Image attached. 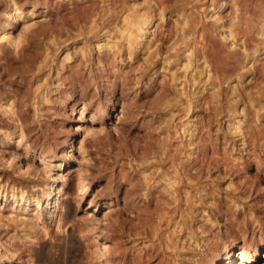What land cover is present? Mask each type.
<instances>
[{
  "label": "rangeland",
  "instance_id": "obj_1",
  "mask_svg": "<svg viewBox=\"0 0 264 264\" xmlns=\"http://www.w3.org/2000/svg\"><path fill=\"white\" fill-rule=\"evenodd\" d=\"M241 247L264 264V0H0V264Z\"/></svg>",
  "mask_w": 264,
  "mask_h": 264
},
{
  "label": "bare ground",
  "instance_id": "obj_2",
  "mask_svg": "<svg viewBox=\"0 0 264 264\" xmlns=\"http://www.w3.org/2000/svg\"><path fill=\"white\" fill-rule=\"evenodd\" d=\"M248 18V17H247ZM250 19H252V18H250ZM245 29H243L242 31H241V36H242V38H243V43H245L249 38H250V35H249V33L251 32V30H250V27H248L247 26V23L248 22H246L245 21ZM244 25V24H243ZM249 25V24H248ZM11 26H12V22H11V20H9L8 21V23H7V29L8 28H11ZM244 27V26H243ZM203 37V36H202ZM157 167V166H156ZM159 167V166H158ZM177 170H178V168H177ZM176 172V171H175ZM163 173V172H162ZM178 174V173H177ZM150 183V182H149ZM148 184V183H147ZM152 186V185H151ZM173 187V194L175 195L174 197L173 196H171L172 198H170V200H169V202L171 203V204H173V206H172V208H169L167 211H165V214H167V213H170L169 215H168V218H170L171 217V215H172V212H175V211H177L178 212V181H177V183L174 185V186H172ZM80 188H81V186H80ZM170 188V187H169ZM82 189V188H81ZM168 189V188H167ZM156 191V190H155ZM170 195V194H169ZM160 196V195H159ZM166 196V195H165ZM167 198V197H166ZM150 199V198H149ZM157 199V198H156ZM167 199H169V198H167ZM155 200V199H154ZM152 202V201H151ZM168 201H167V203H169ZM160 203V202H159ZM159 206V205H158ZM162 208V207H161ZM166 209V208H165ZM139 210V209H138ZM162 211V209H159L158 211H159V213ZM145 211V210H144ZM148 212V211H147ZM152 212V211H151ZM163 212V211H162ZM153 213V212H152ZM160 214H161V217H160ZM160 214H158V216H159V218H158V222H161L163 219H165L166 218V215L164 214V213H160ZM138 216V215H137ZM178 216V215H177ZM165 221V220H164ZM168 221H170V219H168ZM118 222V221H117ZM157 222V224H159ZM108 224H110V226L111 225H113V224H115V223H113V222H109ZM119 224V223H118ZM158 226V225H157ZM159 226H161V225H159ZM158 228V227H157ZM155 229H156V225H155ZM99 238H101V239H103V240H107V239H109L108 237H106V236H103V234L102 233H99ZM102 255H103V260H109L111 257H110V255L108 254V253H105V252H103L102 253ZM255 256H256V251H253V252H247V250H246V248L244 249V247H241L240 248V251H239V260H238V263H248L249 261H253L254 259H255ZM231 256H230V253L227 251L226 253H225V256H224V259H226L227 260V264H233L232 263V261H231V258H230ZM111 260V259H110ZM211 264H216L214 261H211Z\"/></svg>",
  "mask_w": 264,
  "mask_h": 264
}]
</instances>
